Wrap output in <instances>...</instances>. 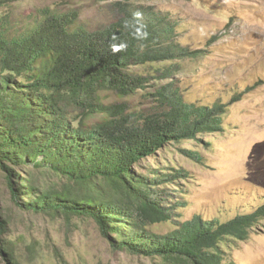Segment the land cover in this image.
Instances as JSON below:
<instances>
[{
	"label": "trees",
	"instance_id": "1",
	"mask_svg": "<svg viewBox=\"0 0 264 264\" xmlns=\"http://www.w3.org/2000/svg\"><path fill=\"white\" fill-rule=\"evenodd\" d=\"M171 18L152 6L124 7L116 21L93 30L53 18L26 36L0 33V166L10 172L11 192L24 210L92 216L116 249L184 264H224L219 243L246 239L264 218V204L226 220L185 218L179 206L158 197L161 179L139 174L134 165L167 143L216 130L226 104L193 107L164 92L167 108L139 125L101 104L104 118L92 124L86 119L97 111L91 104L77 119L66 110L67 102L81 103L95 89L127 96L143 88L146 77L131 74L132 66L195 54L174 41L179 23ZM9 164L51 172L62 183L39 188L21 177L15 187ZM166 222L171 228L164 233L153 229ZM0 252L18 263L12 249L0 244Z\"/></svg>",
	"mask_w": 264,
	"mask_h": 264
},
{
	"label": "rangeland",
	"instance_id": "2",
	"mask_svg": "<svg viewBox=\"0 0 264 264\" xmlns=\"http://www.w3.org/2000/svg\"><path fill=\"white\" fill-rule=\"evenodd\" d=\"M141 6L170 13L179 23L174 41L195 54L132 66L131 74L146 77L143 88L127 96L95 89L81 103L67 102L69 116L77 119L91 104L97 111L86 119L96 123L104 118L101 104L139 125L167 108L164 92L193 107L224 103L216 130L167 143L134 169L161 179L158 197L164 205L179 206L176 211L185 218L226 220L263 205L264 0H0V33L26 36L53 18H72L77 28L93 30L116 21L124 7ZM10 169L13 186L21 177L39 188L62 183L45 170ZM9 173L0 166V244L12 249L17 264H184L114 248L92 216L24 210L11 192ZM169 228V222L153 227L157 233ZM218 250L224 264H264V218L246 239L226 238ZM9 260L0 252V264Z\"/></svg>",
	"mask_w": 264,
	"mask_h": 264
}]
</instances>
